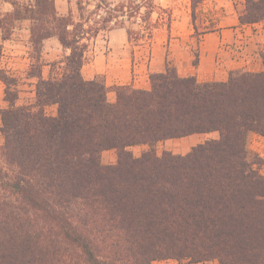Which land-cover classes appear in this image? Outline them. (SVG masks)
Listing matches in <instances>:
<instances>
[{
  "label": "trees",
  "instance_id": "16d2710c",
  "mask_svg": "<svg viewBox=\"0 0 264 264\" xmlns=\"http://www.w3.org/2000/svg\"><path fill=\"white\" fill-rule=\"evenodd\" d=\"M2 1L13 9H0L3 41L22 20L34 24L27 78L36 83L23 102L0 45V264H264V159L248 148L250 134L264 137V52L260 72L201 83L167 66L150 74V89L119 86L111 102L102 80L82 74L107 26L60 15L55 0ZM202 1L191 3L195 30ZM244 1L239 23L264 22V0ZM52 37L66 53L46 62ZM195 134L217 137L185 155L153 149ZM136 146L149 150L135 157ZM110 150L117 161L103 165Z\"/></svg>",
  "mask_w": 264,
  "mask_h": 264
},
{
  "label": "rangeland",
  "instance_id": "374dc122",
  "mask_svg": "<svg viewBox=\"0 0 264 264\" xmlns=\"http://www.w3.org/2000/svg\"><path fill=\"white\" fill-rule=\"evenodd\" d=\"M79 1L82 2V8L80 9L78 6ZM33 2L34 0H22V3L27 4H33ZM72 3V12L69 14L76 22L80 20V13H82L84 19L91 18V25H96L95 23L99 21V27H108L101 30L89 42V51H91V47L93 48L96 40H99L102 46L105 45L103 41H106V45H109L110 32L122 29V32H119L121 37L119 35L113 37V42L115 45H120L116 47L119 51L122 45L126 47L127 57L132 59L133 64L136 61L151 62L154 58L164 64L162 72L165 71L167 66H172L183 75L196 73L200 61L201 34L208 30L214 32L219 27L232 28L245 9L244 0H203L196 9L197 30H195L191 19L192 0H73ZM0 9L3 12L13 10L9 4L4 3L2 0H0ZM169 16L172 17L170 27L167 26L166 20ZM104 20H111L112 22L104 23ZM33 25L30 20H22L17 24L16 30L10 39L5 42L1 39L2 31L0 30V45L3 48L1 67L14 77L23 102L32 101L35 97L36 81L32 79L34 82L31 84L27 78L30 69L27 65L35 62L32 59L34 55L30 44V29ZM250 31L254 34L257 30ZM226 47L236 48L234 44H227ZM53 48V45L47 43L43 47V53ZM54 54L57 57L56 62L62 60L65 55V53L60 54V52ZM92 55L87 54V63L92 59ZM43 59L46 62L49 61V59ZM97 80L103 81L102 78ZM115 90L116 87L108 89V98L111 102L115 100ZM4 98L5 85L0 81V109L4 105ZM47 111L49 114L54 115L56 106L48 107ZM216 137L217 134H195L181 139L160 142L153 149L159 156L164 152L185 155L193 147ZM0 143H2L1 134ZM147 150H149L147 146L131 148V152L135 157L140 156ZM250 155L253 158L254 155ZM116 161L117 152L115 150L102 153L101 162L103 165L115 164ZM152 264L187 263L168 260L153 262ZM203 264H217V262Z\"/></svg>",
  "mask_w": 264,
  "mask_h": 264
},
{
  "label": "crops",
  "instance_id": "0c3cea01",
  "mask_svg": "<svg viewBox=\"0 0 264 264\" xmlns=\"http://www.w3.org/2000/svg\"><path fill=\"white\" fill-rule=\"evenodd\" d=\"M72 2L73 0H55L59 14L66 15L72 12ZM59 4L61 5L60 8ZM254 29L257 31L253 34L250 30ZM119 32H122V29L110 32L109 45H106V41H103L105 45L102 46L100 41L96 40L93 48L91 47V51L88 52L93 54L92 59L88 63L86 62L82 68L83 76L87 80L102 78L107 89L119 86L150 89V74L162 72L164 64L154 58L151 62L136 61L133 64L132 59L127 57L126 47L122 45L119 51L116 47L120 45H115L113 42V37H117V35L121 37ZM47 43L54 47L43 53V58L45 60L49 59L48 62L55 61L57 58L55 52L66 53L57 38L46 39L43 42V47ZM200 44V61L196 73L191 75L195 76L201 83L226 81L231 71L260 72L263 70L261 54L264 52V22L241 25L237 19L232 28L219 27L214 32L202 33ZM227 44H234L236 48H227ZM230 49L232 50L230 51ZM31 64L28 63L27 67L29 68ZM49 73L50 66H44L43 77L47 78ZM179 75L182 77L191 76L183 75L180 72ZM28 81L31 84L34 82L32 79H28ZM3 103L4 105L1 108L6 106L5 101ZM248 148L250 154L258 155L264 159V137L250 134ZM259 170L264 175V165L260 166ZM157 262L159 261L154 263Z\"/></svg>",
  "mask_w": 264,
  "mask_h": 264
}]
</instances>
